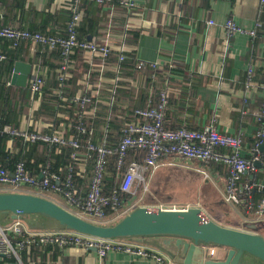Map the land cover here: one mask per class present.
I'll return each instance as SVG.
<instances>
[{
	"label": "crops",
	"instance_id": "obj_1",
	"mask_svg": "<svg viewBox=\"0 0 264 264\" xmlns=\"http://www.w3.org/2000/svg\"><path fill=\"white\" fill-rule=\"evenodd\" d=\"M120 1L110 0L107 5L93 4L89 7L87 4L84 5L81 8L83 19L78 35L87 34L82 38L105 41L112 47H120L124 44L125 54H133L135 64L140 61L147 64L159 62L162 66L158 70V78L155 79L150 69L134 72L130 65L126 67L123 76L131 80L133 85L127 82L118 87L143 94L145 101L142 108H147L157 101L160 88L167 83L169 106L165 113V123L168 129L199 130L206 125H214L221 134L242 135L244 145L242 155L250 158L259 128L258 115L264 112L262 88L264 2L262 0H135L136 8L131 11L122 7ZM70 3V0H1L0 25L64 36L70 17L68 8ZM230 19L243 29L257 31V36L252 38L236 34L229 37L224 25ZM210 21L215 25H210ZM9 45V42L0 40V51L8 57V52L16 50L19 55L17 62L32 65L31 73L35 69V64L40 61V71L46 78L45 86L53 90V96L56 95L58 89L52 88V85L54 80L56 81L60 65L58 51L35 47L31 43H23L17 48L18 50L12 49ZM113 53L116 54V51ZM85 56L93 62L91 54L87 53ZM169 61L176 63L175 70L167 67ZM91 67L100 73V77L94 79V82H88V75H85L82 85L88 87L98 104L107 107L112 99L109 91L111 80L109 77H103V74H110L112 71L107 69L110 66H105L103 63H93ZM250 68L253 71L252 86H248L247 82V72ZM12 75L13 72L9 75L4 74L3 78L7 80V85L11 83ZM122 96L115 99L116 105L127 108L133 104L128 94ZM134 101H137V97H134ZM40 102L41 100H37L32 103L31 113L38 110ZM33 125L34 122L30 118L25 117L22 121L24 128L30 129ZM10 147L15 153L17 152L13 143ZM163 169L204 171L209 177L208 180L219 186L220 194L224 197L229 171L226 166L218 171L210 165L204 166L198 162L169 157L162 160L156 172ZM90 175L91 172L88 181ZM76 189L78 195L84 197L88 187L86 185ZM152 193L154 192L151 191V194L138 192L135 203L142 201L138 204L141 205L144 200L151 197ZM50 199L61 206H66V203H62L59 199ZM135 203L128 205L132 206ZM224 203L222 201L221 204ZM225 208L234 217L223 220L227 224L218 221L219 223L241 230H249L252 226H256L255 232L264 237L261 232L264 229V219L257 221L255 217L243 214L233 205L226 204ZM0 221L6 224L4 227L10 225L4 215L0 216ZM23 222L29 229L36 231H60L57 228L36 229L34 226H29L26 221ZM16 242L13 240L14 244ZM20 258L23 264H154L152 261L134 259L126 253H108L102 259L94 250L60 248L52 245H34L21 252ZM0 264L19 263L13 258L0 255ZM175 264L179 263L175 262Z\"/></svg>",
	"mask_w": 264,
	"mask_h": 264
},
{
	"label": "built area",
	"instance_id": "obj_2",
	"mask_svg": "<svg viewBox=\"0 0 264 264\" xmlns=\"http://www.w3.org/2000/svg\"><path fill=\"white\" fill-rule=\"evenodd\" d=\"M1 1V0H0ZM69 10L73 14L72 20L66 28V36H50L42 33H33L27 29L8 27L0 25V40L9 42L12 49L19 48L23 43H31L35 47H43L50 51H58L60 54V65L56 74V80L62 84L71 79V56L75 50L80 49L92 58L103 59L101 62L110 69L115 77L110 79L111 101L107 107L115 105V88L131 80L123 76L122 64L126 60V47H112L108 42L96 39L86 40L78 38V28L83 19L81 3L84 0H70ZM99 5H107L110 0H87ZM264 2V0H262ZM120 5L128 10L136 8L135 0H121ZM210 25H215L213 21ZM229 37L236 34L247 35L252 38L257 36V31L246 30L240 27L233 19L224 25ZM117 53L118 61L115 65L105 61L113 52ZM6 54L0 51V63L7 61ZM88 60V59H87ZM89 61V60H88ZM92 65L93 62L89 61ZM40 61L35 64L31 73L28 88L33 96H41L46 85V78L40 71ZM159 62L147 64L138 62V71L146 68L153 73L152 77L158 78V70L161 69ZM167 67L175 70L177 65L169 61ZM253 71L247 72L248 86H252ZM11 85V83H9ZM264 89V84L262 85ZM60 89L56 95H61ZM159 100L148 109L135 110L136 120L128 124L122 130L121 139L116 146L111 147L108 139L109 129L103 126L100 131L88 127L85 121L96 115L102 105L96 102L93 105L94 96L88 97L81 93L73 99L77 106L76 123L69 127L82 136H87L85 148L87 155L81 156L79 150L82 148L80 141L75 135L66 137L63 132L36 130L31 132L28 128H14L10 125L0 126V135L9 136L11 143L15 139H21L29 146L37 143H46L57 146H70L74 151L72 158L80 163L81 170L86 172L87 163L92 160V171L89 178L88 190L84 197L78 195L76 187L72 182L73 167L68 168V176L64 183H60V176L52 174L50 164L40 170V175H32L24 162L16 164L14 172L10 173L5 168H0V192L29 193L50 199L47 194L54 193L62 196L70 212L86 220L98 224H105L107 210L122 209L121 215L131 213L138 203L132 206L120 202L121 193L137 196L142 189L144 194H151L150 180L160 167L165 158L183 159L188 162H198L204 166L220 164L228 168L229 174L226 180L224 200L227 204L236 207L253 209V193L258 191L262 194L261 200L255 208L254 215L257 221L264 219V152L261 146L264 143V112L259 113V128L256 133L255 145L250 158L242 155V135L229 136L218 132L214 125H206L199 130L180 128L168 129L165 125V113L169 106V88L164 83L158 94ZM40 100V99H38ZM91 107V108H89ZM131 150L143 151L145 153L143 163L133 160L121 178L119 187L113 189L109 195L105 194V182L108 176V156L117 153L118 169L124 167L127 154ZM259 165V167H258ZM208 180L206 172L199 170ZM149 174L150 177L147 175ZM245 182V183H242ZM51 200V199H50ZM142 200V199H141ZM142 204V203H141ZM137 205V206H136ZM163 208L188 207L176 204H157ZM23 238V239H21ZM13 240L17 241L15 244ZM34 245H52L60 248H79L86 251H96L100 258H105L108 253H126L134 259L152 261L154 264H175L173 259L164 251L138 240L112 239L104 240L86 236L73 231H50L41 232L29 229L22 220H16L9 226L0 227V255L13 258L19 264H23L20 253ZM217 248L207 249L206 257L214 259Z\"/></svg>",
	"mask_w": 264,
	"mask_h": 264
},
{
	"label": "trees",
	"instance_id": "obj_3",
	"mask_svg": "<svg viewBox=\"0 0 264 264\" xmlns=\"http://www.w3.org/2000/svg\"><path fill=\"white\" fill-rule=\"evenodd\" d=\"M87 4V7L97 4L87 0L82 1L81 8ZM99 5V4H97ZM70 17L67 23H69L73 14L69 12ZM86 21V19H85ZM68 25V24H67ZM10 27V26H8ZM80 27V26H79ZM67 28V27H66ZM33 33H36L35 30H30ZM80 33V29L78 28ZM39 33V32H38ZM90 33V32H89ZM45 34V33H42ZM49 35V34H46ZM87 35V34H86ZM84 33L78 35L79 39H83V36H86ZM55 36V35H50ZM66 36V33L64 34ZM81 36V37H80ZM11 45H9L10 47ZM18 50V49H17ZM8 61L0 65V126L10 125L14 128H22L23 119L30 118L34 122V125L29 129L31 132L36 130H42L45 132L48 131H57L63 132L66 137L75 135L81 143L82 148L79 150L81 156L87 155V150L85 148L87 136H82L75 130L71 129L69 125L76 123V112L77 106L74 104L73 99L77 97L81 92L85 96L91 97L92 92L88 90L87 86L82 85V80L85 75H88V82H94V79L100 77L99 72L95 68L91 67V64L85 56V51L77 49L74 54L71 56V68L70 73L72 74L71 79L60 84L57 80H54L52 88L60 89L62 91L61 95H54L53 90L49 89L47 86L44 87L41 96H33L29 88L22 89L12 85H7V80L3 78L4 74H11L14 70V65L18 60V52L14 50L13 52H8ZM59 54V53H58ZM60 56V54H59ZM126 60L122 64L123 74L126 67L132 65V70L137 72L138 63L135 64V56L125 55ZM103 59L94 58L93 63H101ZM106 62L115 65L118 61L117 53H112L108 58L105 59ZM103 77H109L110 79L114 78L115 75L113 72L110 74L104 73ZM111 87H109L110 89ZM128 94L133 100V104L127 108L120 107L118 105H113L112 107H101L99 112L90 117V119L85 121V124L88 127L94 128L96 131H100L103 126H107L109 129L108 139L111 147L116 146L118 141L121 139L122 130L130 123L136 120L135 110L137 109H148L150 106L155 104L152 103L147 108H142L145 101V96L143 94H136L134 90H128L116 87L114 96H122ZM134 97H137V101H134ZM41 100L38 110L31 113L32 103ZM141 99V100H139ZM140 101H142L140 103ZM96 104V98H93V105ZM91 108V107H89ZM62 114V115H61ZM40 128H38V126ZM166 125V123H165ZM168 128V127H167ZM180 129V128H178ZM187 129V128H186ZM177 130V129H174ZM192 130V129H189ZM11 138L9 136L0 135V168H5L10 173L14 172L16 164L18 162H24L27 166L28 171L32 175H38L40 170L50 164V170L52 174H57L60 176V183H64L68 176V168L73 167L74 171L72 174L73 185L77 187H84L89 184L88 175L92 171V160H89L87 163L86 172L81 170L80 163L75 161L72 158L73 149L70 146H57L49 145L46 143H37L29 146L25 144L21 139H15L13 141V146L17 149L15 153L14 149L10 147ZM255 143V142H254ZM255 145V144H254ZM145 153L143 151L131 150L127 154V158L124 163L123 169H118V155L117 153L108 156V176L105 182V194L109 195L111 191L119 187L120 181L124 173L126 172L129 164L136 160L139 163H143ZM210 166L215 167V169L223 168L224 165L220 164H211ZM89 169H91L89 171ZM178 171L181 172L182 169H163L154 173L152 178L150 189L154 194H158V197H161L162 203H175L179 202L174 198H167V192H178V188L170 184L171 177L168 176L169 180H166V183L163 185L159 180L162 175L167 173H174ZM219 171V170H218ZM185 175H189L188 179L192 184H189L191 190H195L196 181L199 179V172L191 170H183L181 172ZM229 174V171H228ZM149 176V175H148ZM191 178V179H190ZM162 185V186H161ZM186 187V185H184ZM80 189V188H79ZM180 189V188H179ZM139 192H142L140 189ZM47 196L54 197L59 199L62 203L65 204V200L62 196L54 193H48ZM262 194L258 191L253 193V209L248 210L247 208L238 207L243 214L249 215V217H255L254 211L258 203L260 202ZM150 198V197H149ZM120 202L125 206L128 204L135 203L137 200L135 197L121 193L119 196ZM189 199H185L188 201ZM144 204L156 205L157 201L146 199L143 201ZM142 203V204H143ZM226 205V203H224ZM223 206L225 207V205ZM122 209H113L109 208L107 210L106 217L104 219L106 225H114L124 218L127 214L121 215ZM210 214L219 222L227 224L225 221H222L213 214L212 210H208ZM118 217H121V219ZM118 219V220H117ZM232 225L231 223H228ZM23 239V238H21Z\"/></svg>",
	"mask_w": 264,
	"mask_h": 264
},
{
	"label": "water",
	"instance_id": "obj_4",
	"mask_svg": "<svg viewBox=\"0 0 264 264\" xmlns=\"http://www.w3.org/2000/svg\"><path fill=\"white\" fill-rule=\"evenodd\" d=\"M31 71L32 65L17 62L11 85L26 89ZM260 149L264 152V143ZM3 215L9 224L23 220L36 229L57 228L104 240H138L166 252L179 264H264V237L255 232L256 226L249 230L225 226L199 206H138L116 224L106 225L86 220L42 196L0 192ZM5 225L0 221V227ZM211 247L218 250L214 259L206 257Z\"/></svg>",
	"mask_w": 264,
	"mask_h": 264
},
{
	"label": "rangeland",
	"instance_id": "obj_5",
	"mask_svg": "<svg viewBox=\"0 0 264 264\" xmlns=\"http://www.w3.org/2000/svg\"><path fill=\"white\" fill-rule=\"evenodd\" d=\"M181 172H183V170ZM181 172L178 173V171H176L171 174L167 173L166 175H162L159 180L164 185L166 183V180L167 181L169 180L168 176L170 175L171 177L170 184L175 186L174 188H178V187L180 188V189L178 188L179 191L176 193L175 192L172 193L170 191L166 193L167 198H174L175 200L179 201V202H175L172 204H176L179 206H199V207H202L209 215L211 214L208 210H212L213 214H215L216 217H218V219L222 221L225 220L227 217H230V218L234 217L232 216V213H228L227 209L221 204L222 201L225 202L224 200L225 196L223 197L222 194H220L218 185L210 182V180H205L204 175L199 172L200 176H199L198 181H196L195 190H191L189 188V184H192V182H190V180L188 179L189 175H185ZM184 185H186V187H184ZM158 196H159L158 194L152 193L149 199L159 202L157 204H162L161 197H158ZM48 197L55 199L54 197H51V196H48ZM185 199H189V200L185 201ZM164 204H167V203H164ZM168 204H171V203H168ZM140 206H150V205H146L143 203ZM26 217H30V216H26ZM26 217L25 219H28ZM119 218L121 219V217H118V219ZM50 223L51 221L48 220L47 226H49ZM261 232L264 234V229Z\"/></svg>",
	"mask_w": 264,
	"mask_h": 264
}]
</instances>
